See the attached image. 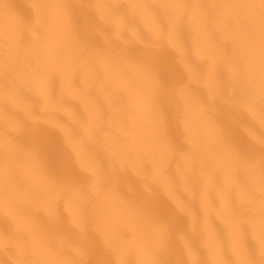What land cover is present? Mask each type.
<instances>
[{
	"label": "bare ground",
	"instance_id": "1",
	"mask_svg": "<svg viewBox=\"0 0 264 264\" xmlns=\"http://www.w3.org/2000/svg\"><path fill=\"white\" fill-rule=\"evenodd\" d=\"M39 2L0 0V264L258 259V10Z\"/></svg>",
	"mask_w": 264,
	"mask_h": 264
},
{
	"label": "snow or ice",
	"instance_id": "2",
	"mask_svg": "<svg viewBox=\"0 0 264 264\" xmlns=\"http://www.w3.org/2000/svg\"><path fill=\"white\" fill-rule=\"evenodd\" d=\"M128 6L132 9H138L141 7V5L136 3L135 0H133V2H130ZM33 7L36 11L37 25L40 27H45L42 14H43V10L48 8L49 6L40 3L39 0H37V3H35ZM53 7L59 8L60 5H55ZM96 7L97 10H102L106 6L100 3V0H97ZM160 7L169 11L173 17H176L177 15L182 14L184 11L188 10L196 25L197 31L199 30L201 19L206 14L205 6L204 4L201 3V0H192V3L190 5L181 3L180 0H163ZM207 7L214 11L217 22L219 23H224L227 16L234 14L240 10H250V11L258 10L260 17V32H261L260 58H261V68H262L260 95H261V99H264V0H209ZM209 58L214 59V57H209ZM181 62L185 64L186 68L188 67L186 61L184 60L183 53H181ZM187 94H188V86L187 84H185L180 89L179 95L182 98H185ZM96 179L99 182L101 178L97 177ZM260 183L262 189H264V172H261L260 174ZM260 209H261L260 228H259V232L254 234V241L256 244V253L258 259H253L248 248L242 246L237 253V264H264V201H261ZM213 264H215L214 261Z\"/></svg>",
	"mask_w": 264,
	"mask_h": 264
}]
</instances>
